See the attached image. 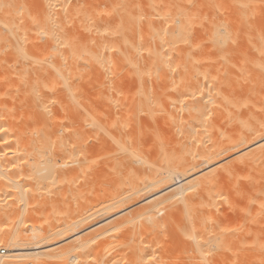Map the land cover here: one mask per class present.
Here are the masks:
<instances>
[{
	"label": "bare ground",
	"instance_id": "obj_1",
	"mask_svg": "<svg viewBox=\"0 0 264 264\" xmlns=\"http://www.w3.org/2000/svg\"><path fill=\"white\" fill-rule=\"evenodd\" d=\"M74 1L0 0V264H259L264 239L240 247L251 227L218 210L237 173L264 187V0Z\"/></svg>",
	"mask_w": 264,
	"mask_h": 264
},
{
	"label": "rangeland",
	"instance_id": "obj_2",
	"mask_svg": "<svg viewBox=\"0 0 264 264\" xmlns=\"http://www.w3.org/2000/svg\"><path fill=\"white\" fill-rule=\"evenodd\" d=\"M70 1H71V3H73L72 1H74V0H70ZM86 1H87L88 4L91 3V7H94V8H96V9H98V8L101 7L100 4L96 6V4H98V3H96V2L102 3L100 0H99V1H97V0H96V1H95V0H85V2H86ZM89 1H90V2H89ZM123 1H125V0H123ZM127 1H128V0H127ZM131 1H132V0H129V2L132 4ZM137 1H138V0L133 1V3H134V2H137ZM160 1H161V0H160ZM165 1H166V0H163V1H162V3L164 2V6H165ZM168 1H169V0H168ZM168 1H166V3H167ZM175 1H176V0H175ZM193 1H194V0H192V3H193ZM242 1H243V0H242ZM242 1H241V2H242ZM244 1H245V0H244ZM244 1H243V2H244ZM74 2H75V1H74ZM116 2H117V4H119L120 1L117 0ZM129 2L126 3V5H120V8H117L118 5L116 4V5H117V6H116L117 10L119 9V11H120V10H121L123 7H125V6H126L125 8L127 9V6H129L128 4H130ZM179 2H180V3H178V2L175 3V4L178 3V4H177L178 7H179V5H181L182 7H184V5L186 4L185 0H179ZM238 2H240V0H239ZM37 3H38V4H37L38 6L41 5L39 1H37ZM92 3H93V4H92ZM94 3H95V4H94ZM124 3H125V2H124ZM167 4H168V3H167ZM167 4H166V6H167ZM190 4H191V3H190ZM195 4H196V3H195V1H194V3H193L192 5H194V7H195ZM92 5H93V6H92ZM169 5H171V6L173 7L172 4L169 3L168 6H169ZM192 5L190 6V8H191V9H192V8L194 9V7H193ZM38 6H37V7H38ZM102 6H103V5H102ZM185 6H186V5H185ZM118 7H119V6H118ZM121 7H122V8H121ZM178 7H177V8H178ZM94 8H93V9H94ZM37 9L40 10L41 8L38 7ZM123 9H124V8H123ZM128 9H129V8H128ZM183 9H185V8H183ZM193 9H192V10H193ZM177 10H178V13H181V12H179V11H180L179 8H178ZM181 11H182V10H181ZM220 17H221V16H220ZM221 18H222V19H221ZM221 18H220L221 21L226 20V17H225V16H222ZM253 18H254V17H253ZM253 18H252V19H253ZM262 18L264 19V17H262ZM252 19H251V20H252ZM255 19H256V18H255ZM257 19H258V18H257ZM253 20H254V19H253ZM253 20H252V23H251V24L255 27L254 29H256L257 26H258V25H257V26L254 25V24H257V23H258V24H260V27L264 25V23H263L264 20H263V21H260V22H257L256 20L253 21ZM258 20H262V19H258ZM250 22H251V21H250ZM254 22H255V23H254ZM256 22H257V23H256ZM253 23H254V24H253ZM252 25H250V26H251L250 28L253 27ZM258 27H259V26H258ZM254 29H251V30L253 31ZM245 30H246V27L243 28V33H242V34L245 33ZM246 31H247V30H246ZM252 31H251V32H252ZM241 32H242V31H241ZM242 34H241V35H242ZM263 36H264V35H263ZM80 40H82V39H79L78 43L80 42ZM180 43L185 44V42H180ZM180 43H179V44H180ZM186 43H187V42H186ZM93 44H94V42L92 43V46H93V47L91 46V44H89L88 49L91 47V51H94V50L96 51V47H94ZM182 44H180V45H177V44H176L175 46H174L173 44H171V46H172V47L174 46L175 51L180 50V52H179V51H178V52L181 54V53H183V52H186V46H187V45H185V46L183 45V46H182ZM177 47H178V48H177ZM93 48H94V49H93ZM146 48H147V47H146V45H145V46L142 48V50H139V51H138V54H137L138 56H136L135 54H131L130 59H131V58H135V57H143V56H146V54L149 52ZM188 48H189V47L187 46V50H188ZM189 49H190V48H189ZM249 50H250V51H248L249 53L247 52L248 54H246V56H247V55H248V56H249V55L251 56V55L253 54V52H254L253 50L251 51V48H250ZM162 51H164V50H162ZM175 51H174V52H175ZM191 52H192V51H191ZM191 52H190V53H191ZM117 55H118V54H117ZM121 55H123V52H122V53H119V56H120V58L122 59L123 57H122ZM174 55H175V54H174ZM168 56H169V55H168ZM247 58H248V57H247ZM124 59H126V58H123L122 60H124ZM128 59H129V58H128ZM262 90L264 91V89H260V90L258 89V90H257L258 97H259V95L262 96L261 94L264 93ZM261 91H262L263 93H262ZM260 92H261V93H260ZM263 98H264V96H262V98H261L263 101H262V100L260 101V104H262V105H264V99H263ZM263 107H264V106H263ZM235 157H236V154H235ZM235 157H234V155L231 154L230 157H229L227 160L232 159V158H235ZM225 161H226V160H225ZM221 164H222V162H221ZM262 164L264 165V163L261 162V166H262V168H261L260 165H258L259 167L257 166V167L259 168V169H258L259 171H257L255 174L257 175V173L260 172V175H262V176L264 177V175H263V174H264V173H263V171H264V166H263ZM219 165H220V163H219ZM260 168H261V169H260ZM254 169H257V168H253V170H254ZM262 169H263V171H262ZM68 170H69V171H68ZM68 170H66L65 173H64V171H62V173H64V174L61 173V175H63V176H58V177L60 178V179H59V180H60V183L62 184V189H63L64 185L66 186V188H69V189L66 190V188L64 187V189H63V192L66 191V192L68 193V196L66 195V192H65V196H64V198H63L64 200L62 199L63 201L61 200V203L59 204L60 207H61L60 210H59V212H61L60 214L63 213V215H65V217H66L67 212L70 210V213L68 212V215H67V216L70 217V218H66V220H67V219H71V221H74L75 219H78V218H77L78 213H79V216H80V211H81V210H80V203H78L79 201L77 202V199L80 198L79 193L81 192V189H82V186H81L82 184H81L80 182H81L82 180H81L80 176H78L79 178L77 177V174H78L77 172H78V171L71 172V174L76 173V174H74L73 176L71 175V176H72V177H71V176L69 175L70 173H68V172H70V169H68ZM253 170H252V171H253ZM67 171H68V172H67ZM73 171H74V170H73ZM252 171L250 170L249 173L251 174V176L255 177V179H257V180H253L252 178L250 179L251 176L248 177L250 174L247 176V175H246V172H245L246 177L249 178L250 180H253V181L257 182L258 184L261 183V182H262V179L259 180L258 177L256 178V176L253 174L254 172H252ZM66 172H67L68 174H67ZM243 173H244V171L241 172V174H243ZM261 173H262V174H261ZM237 174H238V175H237ZM237 174L234 175L235 178L233 177L232 179H230V181H229V178H226V177L223 178V176H222L221 174L218 176V179H220V178H223V180L226 179L225 181H229V183H230V182L234 183L233 181H235L234 179H236V181H235L236 186H235V187H237V188H235L234 186H232V183L230 184V187H229L228 185L226 186V184H229V183H226V182H225L226 184H224V182H222V181L220 182L221 179L218 181V180H217V176H215L216 179H214V188L216 189V187H218V188L220 187V186L218 185V183H219V184H220V183H221V184H224L226 187L223 185V188H224V187H225V188H228V187H229V189H227V190L224 188V189L226 190L225 192L228 193L229 191H231L230 189H231V186H232V191H233V193H232V196H231V194H230V196H231V198H232L233 201H232L231 199H227V200H228V202H231V201H232L233 203H234V201L236 202V204L234 203L233 206H235V207H240V208H241V209H237V208H236V209H237V212L240 211V210H244V211L246 212V214H247V212H252V213H249L250 215L247 214V215L250 216L249 218H250V220H251L252 222H253V220L251 219V217H252L253 215H255L253 218H260V215L262 214V217H261V218L263 219V218H264V215H263V213H264V206H263L262 204H264V203H263V202H264V199H263V201H261V199H262L261 196L264 195V193H263V194L261 193V194L256 195L257 192H258V193H259V192H263V189H264V187L262 188L263 185H262V186H261V184H259V185H257V186L255 185L254 188H256V190H258L257 187H260V186H261V188H262L261 190H262V191H260V189H259L257 192L254 190L255 192H253V193H254L253 196H251V194H250V197H252V198L255 197V198H253V200H249V201L252 203V206L250 205V203H248V204L250 205L249 207H253V208H249V207L246 206V205H247L246 202H245L244 205H243V202L245 201L244 199H246L247 202H249V201H248V197H249V195H248V194H245V192H247V193L250 192V188L254 189V188L252 187L254 184L252 183V185H251V182H250V180H249L250 184L248 185V184H247L248 179H247V180L245 179L247 182H245L244 180L242 181V179H238V178H239L238 176H240L239 173H237ZM78 175H79V174H78ZM243 175H244V174H243ZM243 175H242V177H243ZM245 175H244V176H245ZM258 175H259V174H258ZM74 176L77 177L78 181H77L76 177L74 178ZM221 176H222V177H221ZM236 176H237L238 178H237ZM262 176H261V177H262ZM58 177H57V179H58ZM219 177H220V178H219ZM259 177H260V176H259ZM240 178H241V177H240ZM79 179H80V180H79ZM243 179H244V178H243ZM62 180H63V181H62ZM215 180H216L218 183H217ZM231 180H232V181H231ZM237 180H238V181H237ZM263 180H264V179H263ZM79 181H80V182H79ZM63 182H65V183H63ZM243 182H245V183L247 184L246 186H247V188H248L249 190L246 188L245 183H243ZM255 182H254V183H255ZM239 183H240V184H239ZM257 183H256V184H257ZM67 184H68V185H67ZM78 184H79V185H78ZM237 184H238V185H237ZM262 184H264V182H263ZM216 185H217V186H216ZM239 185H240V189H239V187H238ZM243 185H244V186H243ZM60 186H61V185H60ZM67 186H68V187H67ZM78 186L80 187V190H79ZM242 186H243V187H242ZM249 186H251V187H249ZM59 188L61 189V187H59ZM214 188H213V190H214L213 192L216 193V191H215ZM220 188H222V187H220ZM220 188H219L218 190H221ZM223 188H222V189H223ZM234 188H235V191H238V190L240 191V192L238 191V192H239V193H238V197H237V193H235V191L233 190ZM224 189H223L222 192H224ZM252 189H251V190H252ZM218 190H217V193H220ZM228 190H229V191H228ZM68 191H69V192H68ZM243 191H244V194H242ZM222 192H221V193H222ZM251 192H252V191H251ZM251 192H250V193H251ZM81 193H82V192H81ZM215 193H214V194H215ZM229 193H231V192H229ZM229 193H228V194H229ZM222 194H223V193H222ZM222 194H220V196H223ZM228 194H225V195H227V196L229 197ZM234 194H236V195L234 196ZM215 195H216V194H215ZM245 195H246V198H245ZM259 195H261V196L259 197V200H260L261 202L258 200V198L256 199V197H258ZM66 196H67L68 198H67ZM77 196H78V197H77ZM220 196H219V197H220ZM227 196H224V197H227ZM233 196H234V197H233ZM75 197H76L77 199H75ZM214 197H215V196H214ZM216 197H217V196H216ZM243 197H244V198H243ZM262 197H263V196H262ZM220 198L222 199L223 197H220ZM229 198H230V197H229ZM236 198H237V199H236ZM263 198H264V197H263ZM66 199H67V200H66ZM69 199H71V200L69 201ZM241 199H242L243 201H242ZM250 199H251V198H250ZM223 200H225V198H223ZM257 200H258L259 202H252V201H257ZM66 201H67V202H66ZM225 201H226V200H225ZM225 201H224V202H225ZM237 201H238V202H237ZM62 202H63V203H62ZM64 202H66V203L68 204V205L65 204V205L68 206V208H65L66 206L64 205ZM76 202H77V203H76ZM224 202H223V203H224ZM228 202L226 201V202H225L226 204L224 203V204H225V206H224L225 208L223 207V203H222L221 207H219V210H220V208H221L222 211H221V210H220V211L218 210V212L225 213V209H226V208H227V209L230 208V205H232V203H230V205L227 206ZM239 202H240V204H242V205L239 206ZM253 203H257V204H256L255 206H253ZM260 203H261V204H260ZM61 204H62V205H61ZM78 204H79V205H78ZM245 204H246V205H245ZM258 204H259V206L262 205L261 207H263V208H262L263 211H262L261 207L259 208ZM236 205H237V206H236ZM64 206H65V207H64ZM69 206H70V208H69ZM257 206H258L259 209H261L260 212H258V211H259L258 208H255V207H257ZM235 207H234V208H235ZM246 207H247V208H246ZM64 208H65L67 211H66ZM61 209H62V211H61ZM227 209H226V213H225V214H226V216L228 215V217H230V218L227 219V224L230 225L229 222H230V220H232V217H233V219H236L237 222L239 221V222H238V223H239V226H238V223H236V221L234 220V223L237 225V227H236V225H235V227H234V226H231V225H232V224H231V225H230V228H229V227L226 228V229L229 228L228 231H229V230H232L231 228H235L236 230H239V229H240V230H241V233H242V231L245 230V229L248 228V227H249V228L251 227V228H250L251 230H252V228L254 227V231L257 229L255 232H258V231H259V230H258L259 228H262V229H263L264 226H262V224L264 225V223H261V226H262V227H260V226L258 227V225H259L258 223L261 222L260 219H259L260 221L257 219V222H258V223H257L256 226H254V225H255V224H254L255 222H254V223L251 222V223L254 224V225H253V226H252V225L250 226V224L248 223V222H249V220H248L249 218H247V216L245 215V212H244V215L246 216V219H245V216L242 215V216L244 217V219H243V221H241V220H242V219H241L242 216L240 217L239 214H236L237 212H236L235 209H234L235 212H233V214L235 213V216H237V217L239 216L240 218H234V215H233L232 213H229V212H232V211H234V210H231V208H230V211L227 212ZM232 209H233V207H232ZM63 211H65V214H64ZM228 213H229V214H228ZM239 213H243V212H239ZM257 213H258V214H257ZM252 214H253V215H252ZM259 214H260V215H259ZM16 215H17V212H14L13 214H11V216H13V217L16 216ZM63 215H60V216L62 217ZM69 215H70V216H69ZM71 215H72V216H71ZM76 215H77V216H76ZM212 215H214V214H212ZM215 215H216V214H215ZM229 215H230V216H229ZM232 215H233V216H232ZM240 215H241V214H240ZM251 215H252V216H251ZM73 216H74L75 218H74ZM79 216H78V217H79ZM226 216L223 217V219H224V218H227ZM258 216H259V217H258ZM65 217H64V218H65ZM71 217H72L73 219H72ZM213 217H214V216H213ZM64 218H62V219L64 220ZM62 219H60V221H62ZM223 219H220L219 222H221ZM238 219H241V220H238ZM247 220H248V222H247ZM263 220H264V219H263ZM263 220H262V222H263ZM71 221L68 220L67 222H71ZM223 221H224V222H223ZM223 221H222L223 224H221L222 226L226 224L225 219H224ZM240 221H241L243 224H242ZM232 222H233V221H232ZM232 222H231V223H232ZM227 224H226V226H228ZM240 224H242V225L244 226V227H243L244 229L241 228L242 226L240 227ZM246 224H249V225H246ZM245 225H246V226H245ZM218 226H219L218 228L220 229V231L223 232V230H224V231L226 230V229H225L226 226H224V228L221 227L219 224H218ZM78 227H79V226H78ZM78 227H77V228H78ZM80 227H81V228H80ZM80 227H79V229H77V231H80V230L82 231L83 227H82L81 224H80ZM238 227H239V228H238ZM245 227H246V228H245ZM255 227H256V228H255ZM235 229H233V230H235ZM250 229H249V230H250ZM240 230H239V231H240ZM246 230H248V229H246ZM246 230H245V231H246ZM251 230H250V231H251ZM228 231L226 230L225 232L228 233ZM245 231H244V232H245ZM250 231H247L246 233H249V234H250ZM254 231H252V232H254ZM244 232H243V234L240 235V233H238V231H237V232H231V231H230L227 235H232L233 233H235V235L237 234V235L235 236V239H237V241H239V239H240L241 241H244V244H246V245H247V243H245V242H247L246 240H248V242H250V239H252V242L255 241V240L252 238L253 236H255L256 238L261 239L260 242L264 239V238H263V237H264V233H261L262 235H261V234H260V235H257V233L254 232V235H253V233H252L251 235L248 234L249 236L247 235V237H245L246 234H244ZM233 235H234V234H233ZM233 235H232V236H233ZM251 236H252V237H251ZM237 237H239V238H237ZM256 238H255V239H256ZM233 239H234V236H233ZM243 239H244V240H243ZM71 240H72V239L65 241L66 244H64V245L67 246V244H68L69 247H70V245H71V250H72V248H74V247H72L73 244H69V243H73V241H71ZM241 241H239L240 243L238 242L240 247L242 246ZM256 241H257V240H256ZM258 241H259V240H258ZM258 241H257V242H258ZM68 242H69V243H68ZM252 242H250V243H252ZM262 242H264V241H262ZM238 243H236V244H238ZM240 244H241V245H240ZM75 245L77 246L78 244H77V243H74L73 246H75ZM246 245H245V246H246ZM76 246H75V247H76ZM243 247H244V246H243ZM243 247H242V248H243ZM248 247L250 248L249 245H248ZM248 247H245V249L248 248ZM69 249H70V248H69ZM76 249H77V247H76ZM76 249H75V248L73 249V250H74V253H73V254L71 253V256H70V258H71L70 260H71L72 262H73V260H76V259H77L76 261H78V258H80V253H79L80 250H79V248H78V250H76ZM236 249H237L238 251H240V250L238 249V245L236 246ZM243 249H244V248H243ZM1 250L4 251V249H1ZM73 250H72V252H73ZM75 250H76V251H75ZM241 250H242V249H241ZM3 251H1L2 254H3ZM241 252H242V251H241ZM261 253H262V251L260 252V254H261ZM78 254H79V256H78ZM225 254H227V253H225ZM260 254H258V255H260ZM72 256H74V257H72ZM77 256H78V257H77ZM225 257H226V255H225ZM260 257H263V261H261V262H264V254H263V253H262V255H260ZM260 257H259V258H260ZM72 258H73V260H72ZM257 258H258V257H257ZM259 258L257 259V261H259ZM261 259H262V258H261ZM221 261H224V260L221 259ZM214 262H215V263H214ZM241 262H242V261H241ZM241 262H239V263H241ZM259 262H260V261H259ZM261 262H260L259 264H261ZM212 264H221V263H220V262H217L216 259H213V263H212ZM262 264H264V263H262Z\"/></svg>",
	"mask_w": 264,
	"mask_h": 264
},
{
	"label": "snow or ice",
	"instance_id": "obj_3",
	"mask_svg": "<svg viewBox=\"0 0 264 264\" xmlns=\"http://www.w3.org/2000/svg\"><path fill=\"white\" fill-rule=\"evenodd\" d=\"M151 259V258H150Z\"/></svg>",
	"mask_w": 264,
	"mask_h": 264
}]
</instances>
